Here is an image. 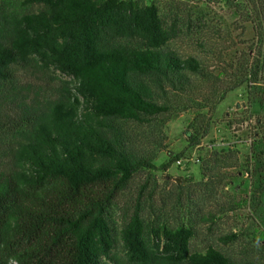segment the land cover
I'll return each instance as SVG.
<instances>
[{
    "label": "trees",
    "instance_id": "trees-1",
    "mask_svg": "<svg viewBox=\"0 0 264 264\" xmlns=\"http://www.w3.org/2000/svg\"><path fill=\"white\" fill-rule=\"evenodd\" d=\"M250 1L256 50L224 66L223 81V70L170 47L176 6L166 20L157 0H0V264H264L212 245L192 250L185 215L146 217L149 177L134 208L115 215L139 172L184 156L169 151L157 165L160 149L144 146L138 125L160 133L194 110L185 135L196 148L212 124L205 111L242 86L241 117L224 122L250 128L254 175L264 176V0ZM27 75L60 86L48 95ZM235 146L210 145L218 167L237 163Z\"/></svg>",
    "mask_w": 264,
    "mask_h": 264
},
{
    "label": "rangeland",
    "instance_id": "rangeland-1",
    "mask_svg": "<svg viewBox=\"0 0 264 264\" xmlns=\"http://www.w3.org/2000/svg\"><path fill=\"white\" fill-rule=\"evenodd\" d=\"M150 1L141 0V3ZM157 1L166 20H169L171 7L176 6L180 16L179 29L170 47L181 55H195L215 73L223 70V81L224 66L234 65L246 53L252 60L258 38L252 23L254 14L250 0ZM60 76L70 79L66 75ZM27 77L23 76V79L42 87L43 93L48 95L55 93L60 86L57 79L38 78L37 75ZM244 88L229 92L215 110L205 111L211 116L212 124L209 134L196 148H187L185 135L186 128L197 114L194 110L177 114L160 133L152 131L150 126L138 125L144 146H158L160 149L157 165L167 159L169 151H183L184 156L167 171H157L155 175L139 172L131 187L117 199L115 215L119 220L124 210L134 208L141 185L149 177V186L142 196L146 217L175 223L185 215L195 229L192 250L204 251L212 245L237 258L262 259L264 191H260V185L264 176L254 175L250 128L235 124L231 131L224 122L226 113L227 118L240 119L242 111L239 105L246 104ZM201 89L204 94L209 91L207 86ZM233 143L239 150L237 163L232 167H218L214 155H210V145ZM199 156H204L207 161L199 160Z\"/></svg>",
    "mask_w": 264,
    "mask_h": 264
}]
</instances>
